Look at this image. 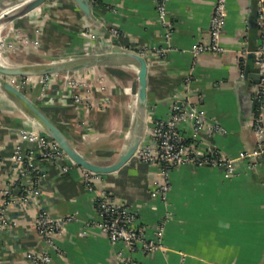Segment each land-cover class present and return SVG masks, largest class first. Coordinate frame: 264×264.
Segmentation results:
<instances>
[{
  "label": "crops",
  "instance_id": "obj_1",
  "mask_svg": "<svg viewBox=\"0 0 264 264\" xmlns=\"http://www.w3.org/2000/svg\"><path fill=\"white\" fill-rule=\"evenodd\" d=\"M25 1L0 0V15ZM90 2L91 18L75 0H46L0 27L2 58L12 65L42 66L66 57L103 59L67 72L5 77L23 85L79 151L110 164L127 146L139 65L125 50L141 53L148 63L141 143L151 139L156 122L168 117L175 99L182 98L208 119L198 137L191 118L181 122L191 143L205 150L215 147L228 157L264 145V130L258 137L254 127L259 113L264 126V107L255 99L260 75L252 52L260 44L257 0H228L221 35L227 50L198 55L192 47L210 41L216 0H168L166 22L157 0ZM67 93L69 101L62 99ZM31 126L35 122L23 105L0 86V211L5 189L13 195L5 207L11 225L1 234L0 264H41L35 259L45 253L52 258L48 264H124L122 256L142 264H264V156L241 158L231 171L225 166H175L163 198L155 193L163 181L160 167L135 154L118 170L96 175L91 189L84 167L68 155L45 158L35 142L23 138V129ZM101 191L127 203L149 237L162 228L164 247L131 251L93 226ZM27 192L28 202L18 203ZM42 211L73 216L54 237L55 247L38 230L36 218Z\"/></svg>",
  "mask_w": 264,
  "mask_h": 264
},
{
  "label": "built area",
  "instance_id": "obj_2",
  "mask_svg": "<svg viewBox=\"0 0 264 264\" xmlns=\"http://www.w3.org/2000/svg\"><path fill=\"white\" fill-rule=\"evenodd\" d=\"M168 0H157V8L160 17L166 22ZM227 2L228 0H216L214 7L211 26H210V41L196 43L192 47V52L198 55L205 51L224 52L227 48L221 43V35L227 21ZM257 21L260 31V44L252 52L255 55V62L260 75V86L255 94L260 108L264 107V0H257ZM187 118H191L194 137H198L201 129L208 123L205 115L199 113L191 101H185L182 98L175 99L172 111L168 117L159 119L151 133V139L145 143H141L136 151V155L150 164H155L160 167L163 181L160 183L156 194L163 198L166 197L170 189L169 172L178 165L192 164L197 166H225L230 171L234 164L241 158L248 156H264V145H259L252 152H243L239 157H228L221 150L213 147L209 150L200 148L195 141L192 143L183 134L180 129V124ZM255 132L258 137H261L264 126L263 117L259 113L255 120ZM216 129H222L220 125H215ZM22 135L24 139L35 142L40 154L45 158L59 159L66 152L58 145L54 139H49L43 133L38 131L37 127L33 129H23ZM33 154L34 150L31 149ZM29 166H32L29 164ZM85 169L87 183L93 189V179L99 173ZM36 190V189H35ZM5 203L0 211V241L1 234L4 229L11 225V219L6 213V208L13 200V195L10 189H5ZM37 193V190L35 191ZM30 198L29 192L21 193L18 203H27ZM97 210L99 219L92 222L93 226L98 227L106 233L110 240L115 243L122 241L131 251L141 249L147 252H154L157 249L163 248L164 245L159 237L162 234V228L159 229L156 237L147 235L146 227L138 222L136 213L131 207L123 202L118 201L110 193L101 191L96 196ZM73 216L53 217L46 211L39 213L36 218V224L40 234L46 240L56 246L54 237L65 230V222L69 221ZM41 264H48L52 258L48 253L36 258ZM124 264H142L139 260L132 256H122Z\"/></svg>",
  "mask_w": 264,
  "mask_h": 264
},
{
  "label": "water",
  "instance_id": "obj_3",
  "mask_svg": "<svg viewBox=\"0 0 264 264\" xmlns=\"http://www.w3.org/2000/svg\"><path fill=\"white\" fill-rule=\"evenodd\" d=\"M46 0H27L19 5L13 6L6 12L0 15V27L13 21L17 17L30 12L36 7L40 6ZM82 11L88 16L92 17V4L90 0H75ZM124 54L132 57L139 65V91L137 95V103L134 115L133 125L130 131L129 139L125 150L120 154L119 158L110 164H101L89 159L84 153L79 151L63 129L47 114V112L32 98L29 97L21 88L15 83L6 79V76H27V75H41L47 73L67 72L86 66L100 63L103 59H88L78 60L77 58L66 57L58 59L53 62L44 64L42 66L30 65H14L7 66L0 63V86L13 97H15L21 105L25 108L31 119L47 132L58 145L66 152V154L76 164L91 170L96 173H109L121 168L127 161H129L136 153L144 136V119L147 109V86H148V63L146 58L139 52L125 50Z\"/></svg>",
  "mask_w": 264,
  "mask_h": 264
},
{
  "label": "rangeland",
  "instance_id": "obj_4",
  "mask_svg": "<svg viewBox=\"0 0 264 264\" xmlns=\"http://www.w3.org/2000/svg\"><path fill=\"white\" fill-rule=\"evenodd\" d=\"M16 55H18L17 56V58L19 57V58H28L29 59V57H27L25 54H15V56ZM25 56V57H24ZM14 62H16V61H14ZM15 66L16 65H23V64H20V63H15L14 64ZM19 78V77H18ZM67 82V81H66ZM19 88H21L26 94L28 93L27 92V90L26 89H24V87H22L21 86V84L20 85H17ZM28 95V94H27ZM63 96H64V94H63ZM62 97V96H61ZM60 97V98H61ZM58 98V97H57ZM62 99H65L66 101H69V96H68V93L66 94V96L65 97H63ZM61 99V101H60V103L62 102L63 103V100ZM47 102L49 103H53L52 102V100L49 98V99H47ZM44 109V108H43ZM45 110V109H44ZM34 127H37L38 128V131L40 132V133H43L46 137H48L49 139H53L47 132H45L42 128H40L37 124H35V126H31V127H27V128H29V129H33Z\"/></svg>",
  "mask_w": 264,
  "mask_h": 264
},
{
  "label": "bare ground",
  "instance_id": "obj_5",
  "mask_svg": "<svg viewBox=\"0 0 264 264\" xmlns=\"http://www.w3.org/2000/svg\"><path fill=\"white\" fill-rule=\"evenodd\" d=\"M7 2V1H6ZM33 14V13H32ZM2 41V40H1ZM35 62V61H34ZM0 63L4 64V65H7V66H14L12 65L11 63H6L3 58H2V53H1V50H0ZM29 77V76H28ZM33 78V77H32Z\"/></svg>",
  "mask_w": 264,
  "mask_h": 264
}]
</instances>
